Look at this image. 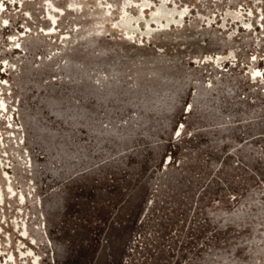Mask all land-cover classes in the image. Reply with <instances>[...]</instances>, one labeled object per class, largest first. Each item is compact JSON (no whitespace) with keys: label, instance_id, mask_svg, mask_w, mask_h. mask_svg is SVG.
Here are the masks:
<instances>
[{"label":"rangeland","instance_id":"374dc122","mask_svg":"<svg viewBox=\"0 0 264 264\" xmlns=\"http://www.w3.org/2000/svg\"><path fill=\"white\" fill-rule=\"evenodd\" d=\"M0 264H264V0H0Z\"/></svg>","mask_w":264,"mask_h":264}]
</instances>
